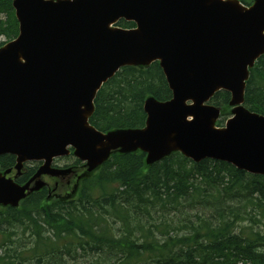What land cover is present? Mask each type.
<instances>
[{
  "label": "water",
  "instance_id": "95a60500",
  "mask_svg": "<svg viewBox=\"0 0 264 264\" xmlns=\"http://www.w3.org/2000/svg\"><path fill=\"white\" fill-rule=\"evenodd\" d=\"M17 37L0 48V156L42 165L24 185L0 173V205L16 207L71 169L73 155L91 172L114 151L146 155L151 165L173 152L195 163L225 162L264 176V116L244 108L249 69L264 54V0H12ZM120 19L135 29L110 28ZM159 62L171 99L147 98L142 129L102 134L89 125L101 86L125 66ZM230 93L231 117L208 104Z\"/></svg>",
  "mask_w": 264,
  "mask_h": 264
},
{
  "label": "trees",
  "instance_id": "16d2710c",
  "mask_svg": "<svg viewBox=\"0 0 264 264\" xmlns=\"http://www.w3.org/2000/svg\"><path fill=\"white\" fill-rule=\"evenodd\" d=\"M11 3L0 0L6 41L18 34ZM149 97L171 98L158 63L124 67L98 91L89 124L103 133L142 128ZM228 102L223 91L210 100L221 108L218 125ZM244 107L264 116V55L249 70ZM14 160L0 156V171ZM144 161L139 151L113 153L79 181L73 197L48 198L44 188L17 208L0 207V264H264V176L177 152ZM35 169L25 167L16 182L24 184Z\"/></svg>",
  "mask_w": 264,
  "mask_h": 264
},
{
  "label": "rangeland",
  "instance_id": "374dc122",
  "mask_svg": "<svg viewBox=\"0 0 264 264\" xmlns=\"http://www.w3.org/2000/svg\"><path fill=\"white\" fill-rule=\"evenodd\" d=\"M253 2V0H252ZM4 39L3 38H0V42H3ZM230 111H231V108L229 107V113L230 114ZM75 161V158L74 157H64V158H58L54 161V164H57L58 166H63L65 164H70L72 165ZM27 165H38V163L36 162H28ZM77 167L78 169H81V174L82 176H85L87 175L88 173H86L83 169V164H80L78 166H75ZM76 186H77V183H71L69 186L67 187H64L62 189H59L58 193L55 195L57 198H61V199H67V198H70V197H73L75 195V190H76Z\"/></svg>",
  "mask_w": 264,
  "mask_h": 264
},
{
  "label": "flooded vegetation",
  "instance_id": "af4514ba",
  "mask_svg": "<svg viewBox=\"0 0 264 264\" xmlns=\"http://www.w3.org/2000/svg\"><path fill=\"white\" fill-rule=\"evenodd\" d=\"M55 166H56V164H55ZM11 175H14V171L11 172Z\"/></svg>",
  "mask_w": 264,
  "mask_h": 264
}]
</instances>
